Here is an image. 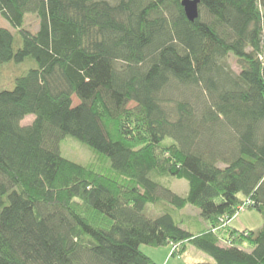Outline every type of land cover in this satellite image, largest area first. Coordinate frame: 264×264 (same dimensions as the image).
<instances>
[{
	"label": "trees",
	"instance_id": "1",
	"mask_svg": "<svg viewBox=\"0 0 264 264\" xmlns=\"http://www.w3.org/2000/svg\"><path fill=\"white\" fill-rule=\"evenodd\" d=\"M181 2L0 0L22 33L15 48L0 27V69L36 62L0 89V264H159L142 244L264 264V221H221L244 203L264 218V0H200L193 21ZM66 135L95 159L65 157Z\"/></svg>",
	"mask_w": 264,
	"mask_h": 264
},
{
	"label": "rangeland",
	"instance_id": "2",
	"mask_svg": "<svg viewBox=\"0 0 264 264\" xmlns=\"http://www.w3.org/2000/svg\"><path fill=\"white\" fill-rule=\"evenodd\" d=\"M0 27H6L12 31L15 36V48H18L22 45L21 28L13 26L1 13ZM38 27L39 17L35 13H26L23 28L35 32ZM34 66H36V62L32 58H27L22 62H16L14 60L4 62L1 65L0 69V89H12L14 87L15 78ZM232 67L236 72L240 71V68L238 67L235 60H233ZM174 89L175 91H172L170 89L166 90V96L173 98L179 97V89ZM74 100L76 101L75 98ZM32 120L33 115H30L23 120V123L28 124L31 123ZM60 148L61 153L65 157L82 164H89L95 159L96 156L95 150L91 146L82 142L80 139L76 138L73 135H66L65 138H63V140L61 141ZM163 181L166 182L167 185H169L174 191L178 192L179 194L185 195L188 191V181L184 178H177L172 176L169 178V180L163 178ZM150 207L151 213L148 210ZM170 208V205H166L164 203L148 204L147 212L150 216H157L163 211H169L174 216H176L178 210L174 207L173 209ZM183 210V213H198L196 208L192 207L191 205H188ZM157 211L158 213L155 214ZM236 217H238L236 221L246 220L249 221V223H259L262 219L256 209L250 207L248 204H242L238 206V209L234 213V215H227L224 218L222 217V224L231 225L232 220ZM173 248L174 247L172 246H150L146 244L141 245V250L152 257L159 264H191L194 262H206L207 259L210 258L208 254L204 253L191 244L188 245V250L182 255L178 254L175 256H171Z\"/></svg>",
	"mask_w": 264,
	"mask_h": 264
},
{
	"label": "water",
	"instance_id": "3",
	"mask_svg": "<svg viewBox=\"0 0 264 264\" xmlns=\"http://www.w3.org/2000/svg\"><path fill=\"white\" fill-rule=\"evenodd\" d=\"M199 2L200 0H182L181 4L189 20H194L199 15Z\"/></svg>",
	"mask_w": 264,
	"mask_h": 264
},
{
	"label": "crops",
	"instance_id": "4",
	"mask_svg": "<svg viewBox=\"0 0 264 264\" xmlns=\"http://www.w3.org/2000/svg\"><path fill=\"white\" fill-rule=\"evenodd\" d=\"M258 213H259L260 217L262 218L261 222H259V223H252V222L249 223V221H246V220L236 221L239 217L238 216L232 220L231 225L238 230H244V229L257 230L263 225V221H264L262 213L260 211H258Z\"/></svg>",
	"mask_w": 264,
	"mask_h": 264
},
{
	"label": "built area",
	"instance_id": "5",
	"mask_svg": "<svg viewBox=\"0 0 264 264\" xmlns=\"http://www.w3.org/2000/svg\"><path fill=\"white\" fill-rule=\"evenodd\" d=\"M244 204H246V203H244Z\"/></svg>",
	"mask_w": 264,
	"mask_h": 264
}]
</instances>
